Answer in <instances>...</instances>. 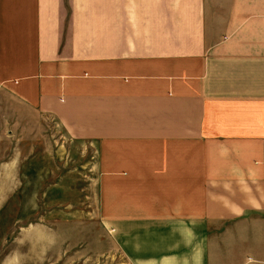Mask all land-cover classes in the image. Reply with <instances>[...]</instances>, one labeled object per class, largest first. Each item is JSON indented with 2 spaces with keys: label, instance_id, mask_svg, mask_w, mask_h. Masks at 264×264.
Here are the masks:
<instances>
[{
  "label": "crops",
  "instance_id": "crops-1",
  "mask_svg": "<svg viewBox=\"0 0 264 264\" xmlns=\"http://www.w3.org/2000/svg\"><path fill=\"white\" fill-rule=\"evenodd\" d=\"M7 3L15 89L96 153L126 260L264 264V0Z\"/></svg>",
  "mask_w": 264,
  "mask_h": 264
},
{
  "label": "rangeland",
  "instance_id": "rangeland-1",
  "mask_svg": "<svg viewBox=\"0 0 264 264\" xmlns=\"http://www.w3.org/2000/svg\"><path fill=\"white\" fill-rule=\"evenodd\" d=\"M8 18L0 0V264H130L106 225L96 153L67 144L53 118L32 120L15 89L34 61L31 19L9 41ZM11 45L27 51L14 68Z\"/></svg>",
  "mask_w": 264,
  "mask_h": 264
}]
</instances>
